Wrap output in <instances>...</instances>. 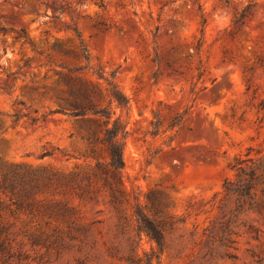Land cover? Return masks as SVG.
Wrapping results in <instances>:
<instances>
[{"label":"rangeland","instance_id":"1","mask_svg":"<svg viewBox=\"0 0 264 264\" xmlns=\"http://www.w3.org/2000/svg\"><path fill=\"white\" fill-rule=\"evenodd\" d=\"M0 25L9 30L0 34V175L10 165L96 170L75 119L48 115L57 66L73 65L55 45L79 52L82 43L90 67L115 71L129 101L114 106L128 132L117 201L96 179L93 201L58 187L34 194L38 214L5 215L29 256L21 264H135L146 254L155 264H264V216L224 189L237 160L264 164V0H0ZM60 201L77 210L71 227L44 213ZM22 231L51 238L33 245Z\"/></svg>","mask_w":264,"mask_h":264},{"label":"trees","instance_id":"2","mask_svg":"<svg viewBox=\"0 0 264 264\" xmlns=\"http://www.w3.org/2000/svg\"><path fill=\"white\" fill-rule=\"evenodd\" d=\"M242 16L235 18V25L240 23ZM8 32L6 26L0 25V34L6 35ZM16 33L15 39L26 38L25 31ZM54 50L72 59L73 65L57 66L60 68L57 72L58 88L55 89L53 96L56 108L50 110L48 115L62 114L75 119L79 138L87 144L90 155L96 159V170L93 173L61 174L48 168L25 171L18 165L4 167L0 175V264H21L29 260L27 253L18 242H15V235L5 215L38 214L30 201L34 194L51 187H58L63 192H73L83 201H93L98 191L94 186L96 179L103 181L115 203L118 199V187L123 183L125 167L123 149L128 132L126 126L115 116L114 106L126 108L129 101L115 82L116 72L112 71L107 75L90 67V55L82 43L79 52H70L59 45H55ZM152 62L155 68L154 79H157L162 74L158 49L154 51ZM247 82H250L249 79ZM182 118L180 116V120ZM152 126L157 131L160 123L152 122ZM98 150L107 153V162L96 157ZM48 156H51V153L44 151L42 158ZM251 160L248 158L236 161L232 167L236 171V178L227 180L224 189L229 197H236L240 210L247 207L257 210L264 216V164L261 163L257 168H253L248 164ZM76 212V208L65 201L51 203L44 208L45 214L68 223ZM142 214L139 210L138 215L142 216ZM69 225L71 227L72 223ZM22 233L26 234L25 231ZM25 236L33 245L46 243L51 238L43 231ZM146 257L145 261L132 260L135 264H155L151 254H146ZM159 263L157 259V264Z\"/></svg>","mask_w":264,"mask_h":264}]
</instances>
